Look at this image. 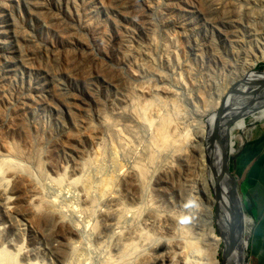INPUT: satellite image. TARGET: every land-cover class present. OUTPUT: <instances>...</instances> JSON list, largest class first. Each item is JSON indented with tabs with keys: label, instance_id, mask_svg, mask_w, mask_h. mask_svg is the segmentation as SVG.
Here are the masks:
<instances>
[{
	"label": "rangeland",
	"instance_id": "374dc122",
	"mask_svg": "<svg viewBox=\"0 0 264 264\" xmlns=\"http://www.w3.org/2000/svg\"><path fill=\"white\" fill-rule=\"evenodd\" d=\"M263 46L264 0H0V150L23 153L12 199L24 205V216L9 217L0 205V249L17 264H201L212 197L198 137L239 75L264 72ZM159 113L173 144L143 165ZM251 122L238 121L229 142L254 219L248 264L262 206L249 209L253 182L239 155L264 138L261 120L240 143ZM86 159L84 193L71 179ZM37 198L53 202V214L25 211Z\"/></svg>",
	"mask_w": 264,
	"mask_h": 264
},
{
	"label": "bare ground",
	"instance_id": "6f19581e",
	"mask_svg": "<svg viewBox=\"0 0 264 264\" xmlns=\"http://www.w3.org/2000/svg\"><path fill=\"white\" fill-rule=\"evenodd\" d=\"M133 1V0H132ZM133 7V6H132ZM132 10V9H131ZM263 50H264V46H263ZM108 76V75H107ZM264 79V73H258V74H252L250 73L249 71H245L243 72L241 75H239L237 77V79L235 80L236 83H234V85L230 88L233 89V87L235 86H239L240 85V81L241 82H244L246 81L247 84L246 85H242L241 87H239L238 89L240 90V94L241 93H245V96L247 94H250L253 92L251 91L252 89L254 88H250L249 86H251V83L253 81H256L257 83H260L262 80ZM238 82V83H237ZM260 87V86H259ZM257 88V86L255 87V89ZM229 90V91H230ZM229 91H227L226 93L228 94ZM224 93L223 94V97L221 99L220 102H218L213 108L212 110L210 111L209 115H208V118L205 120L204 122V126L202 127L203 129L201 130V133L199 135V140H200V144H201V147L202 145L204 146V148L202 150L203 153H202V161L203 162V165L205 166L207 172L209 170V162H212L216 165L217 167V172H219V170L221 169V147L218 143H215L214 144H209L208 142V136H210V133L213 129V125H214V121H215V118H216V113L217 111L220 109L221 105H222V101L224 99V97L227 96V94ZM257 93H259V91H257ZM260 93L264 94V86L262 88H260ZM241 97H239V95H235V96H232V98L230 99V103H229V98L226 100V104H229L231 106L232 103H235V101L239 100ZM241 100V99H240ZM239 100V101H240ZM155 101H158L157 98L153 97L151 101H149L148 103H146L145 105L146 106H153V104L155 103ZM143 111V109H142ZM240 111V108L239 110H236V111H232V114H236ZM137 115V114H136ZM229 116H227L225 118V120L223 122H226L227 118ZM139 119V118H138ZM144 119V117H143ZM145 119H147L145 117ZM140 120V119H139ZM150 122H148V125H150L151 127L154 128V136H153V141L151 144V147L149 149L146 150V156L143 157V161H145V164L143 165H146V162L147 164H151L152 166V163L153 161L155 160L154 158V151H161V152H165L169 147L172 146L173 144V141H172V136H170L169 134V124L171 123L170 121V118L168 116L167 113L165 114H161L159 113L158 116H157V120H151L149 119ZM261 120H264V107L262 109L259 110V112L257 114H255L253 117H252V122L249 123L247 125V127L241 131V134L238 136L239 140H240V143L243 144L244 141H245V137L249 136L251 134V130H252V126L254 127V124L257 122V121H261ZM148 121V120H147ZM225 129H220V132H219V136L220 138L222 139V143H223V137H224V131ZM108 132V131H107ZM230 136H231V133H230ZM248 139V138H247ZM175 141V140H174ZM196 141V140H195ZM194 141V142H195ZM197 143V142H196ZM178 144V143H177ZM182 144V143H181ZM240 145V144H239ZM176 146V144H175ZM35 148V147H34ZM179 148V147H178ZM193 148V147H192ZM198 148V147H197ZM19 148L16 146V145H4L3 149L0 150V205L2 207V210L4 212V214L9 217V216H12L14 214H23L24 216V210L22 209V207L24 205H22V198H21V195L17 196L16 199H12L13 197L12 196H16L18 193L21 194V191L19 192L18 188L14 185V181L13 179L15 180L19 174H20V170L21 169V165L19 163H21V156H23V153H21L19 150ZM37 149V148H36ZM100 151V150H99ZM198 151V150H197ZM200 151V149H199ZM143 152V151H142ZM39 153V152H38ZM230 153L231 154H235L234 151L230 148ZM30 155V154H29ZM156 155V154H155ZM36 156V155H35ZM41 156V155H40ZM157 156V155H156ZM29 157V156H28ZM33 157V155H32ZM31 157V158H32ZM38 157V156H36ZM36 157H33L34 159ZM91 157V156H90ZM86 158V157H85ZM99 158V157H98ZM97 158V159H98ZM145 158V159H144ZM38 160L37 161H34V163H36V167H38L37 169L39 170L40 169V161H39V158H37ZM92 159V158H91ZM94 159V158H93ZM96 159V160H97ZM102 159V158H101ZM140 159V158H139ZM28 160V159H27ZM87 160V159H86ZM94 160V161H96ZM142 160V159H141ZM200 160V159H199ZM20 161V162H19ZM30 161V160H29ZM93 161V162H94ZM92 162V161H91ZM43 163V162H42ZM90 163V161H89ZM88 163V160L81 165L79 166V169L77 167V174H75L76 176L74 177L73 175V179L72 180V184L74 186H76L78 189L82 190L84 193L86 192L84 190V183L87 182L85 180L87 179H83L84 175L81 176V173L85 170V168L87 167V165H89ZM95 163V162H94ZM97 163V162H96ZM138 163V162H137ZM141 163V161H140ZM139 163V166L138 165H134L135 167H133V172L135 175L138 176V178L141 180V183L144 181V177H145V174L147 173V170H146V166H143ZM144 163V162H143ZM154 165V164H153ZM202 165V164H201ZM78 166V165H77ZM93 166V165H92ZM199 166V165H198ZM44 167V166H43ZM42 167V168H43ZM25 168V167H23ZM149 168V167H148ZM62 169L60 171V173H58L56 176H54L55 178L53 179L54 183L58 185L61 184V182L63 181L64 179V176H65V173L67 170H65L64 168H60ZM59 169V170H60ZM26 170V168L24 169ZM28 171V170H26ZM26 171H25V175L26 177H28V182L29 179L31 178V176L29 175L30 171L28 174H26ZM86 171V170H85ZM205 171V170H204ZM211 172V170H209ZM33 172V171H32ZM88 172V171H86ZM167 172V171H166ZM46 173V172H45ZM212 173V172H211ZM210 173V175H211ZM44 174V173H43ZM47 174V173H46ZM207 174V173H206ZM22 176V174L20 175V178H25L24 180H26V177ZM30 178H29V176ZM48 175V174H47ZM70 175V173H69ZM22 176V177H21ZM43 177V176H42ZM100 177V176H99ZM68 178V177H67ZM71 178V177H69ZM101 178V177H100ZM105 178V177H104ZM18 179V178H17ZM47 179V178H46ZM124 179V178H122ZM212 181V178L211 177H208L207 180ZM48 180V179H47ZM50 180V179H49ZM51 180H52V177H51ZM104 180V179H103ZM106 180V179H105ZM112 180V179H111ZM119 180V179H118ZM16 181V180H15ZM44 181H45V178H44ZM120 181V180H119ZM118 181V183H119ZM33 182V181H31ZM30 182V183H31ZM49 182V181H47ZM112 182V181H111ZM116 182V181H115ZM13 183V184H12ZM60 183V184H59ZM64 183V182H63ZM107 183V181H106ZM121 183V182H120ZM32 184V183H31ZM50 184V183H49ZM53 184V183H52ZM54 184V185H55ZM65 184H67L65 182ZM86 184V183H85ZM200 184V183H199ZM63 185V184H62ZM209 186V185H208ZM224 186V190H223V202L226 204V206H229L230 205V199L228 197L227 193L228 192V189L226 184L223 185ZM56 188V187H55ZM60 188V187H59ZM62 188V187H61ZM69 188V187H68ZM66 189V188H65ZM75 190V189H74ZM211 190V189H210ZM209 192V191H208ZM90 192H87V194L84 196L86 197V202L87 205H93L94 204V200L90 197V194H88ZM92 195V194H91ZM212 197V195H211ZM96 201V200H95ZM102 201V199H101ZM118 201V200H117ZM117 201H115L117 203ZM100 202V201H99ZM98 202V203H99ZM53 203V202H52ZM52 203H49L48 201H46L45 199L42 200V198H37V199H32L30 200L27 205H26V210L27 212L35 215V214H39L42 215L41 213H51L53 214V208H52ZM55 203V202H54ZM105 203H108V199L105 200ZM96 204V203H95ZM94 204V205H95ZM100 204V203H99ZM56 206V205H55ZM106 206V205H105ZM57 207V206H56ZM89 207V206H88ZM88 207H85V208H88ZM93 207V206H91ZM95 207V206H94ZM84 208V209H85ZM90 208V207H89ZM107 208V207H106ZM92 209V208H91ZM91 209L89 211H91ZM94 209V208H93ZM57 210V209H56ZM110 210V209H109ZM20 212V213H18ZM87 212V211H86ZM92 213V211H91ZM103 213L105 215H107L109 213V211H107V209L103 210ZM224 215H226V221L221 219V217L219 216L218 219H217V216L215 214V200L213 199V197L211 198V211H210V223H209V227H210V230H209V234H206L208 235V242H207V248L206 250L203 252L202 254V259H203V262H201V264H221V258H219L220 256V251L221 249L223 250V247H224V237L226 236H229V221H231V217H230V214L227 212V210L224 209ZM21 214V215H22ZM110 214V213H109ZM46 216V215H45ZM50 217V216H49ZM31 226H33L32 222H28ZM253 223V220L249 217H247L245 214L243 215V217L241 218V229H238L236 230V245H235V249H234V252L229 256V258L227 259V264H248L246 262V252H247V248H248V241H246V239L244 238L245 237V232L249 231V226ZM208 227V228H209ZM1 230H2V223L0 221V233H1ZM253 231V230H252ZM241 233V234H240ZM252 233V232H251ZM1 235V234H0ZM35 243V242H34ZM17 245V244H16ZM71 245V244H70ZM19 246V245H18ZM5 247V246H4ZM17 247V246H16ZM22 247V246H20ZM66 247V246H65ZM68 247V246H67ZM125 247V246H124ZM222 247V248H221ZM15 248V247H14ZM70 248V247H69ZM24 249V248H23ZM0 264H17V259L15 258V256H12L6 252L5 250L7 249H0ZM9 250V249H8ZM17 251V249H15ZM20 251V249H18ZM22 250V248H21ZM21 254L23 255L24 251H20ZM20 252L18 253L20 255ZM67 252V251H66ZM73 252V251H72ZM71 252V253H72ZM125 252V251H124ZM14 253V252H13ZM222 254V252H221ZM65 255V254H64ZM69 256H71L69 254ZM66 258V257H65ZM68 259V258H67ZM73 259V258H72ZM69 260V259H68ZM117 262V261H116ZM30 263V262H29ZM28 263V264H29ZM108 263V262H106ZM21 264V263H20ZM27 264V263H26ZM64 264H69L67 262V260L65 261Z\"/></svg>",
	"mask_w": 264,
	"mask_h": 264
},
{
	"label": "water",
	"instance_id": "95a60500",
	"mask_svg": "<svg viewBox=\"0 0 264 264\" xmlns=\"http://www.w3.org/2000/svg\"><path fill=\"white\" fill-rule=\"evenodd\" d=\"M246 84L247 82L244 81L240 83L239 86L233 87V89L229 91L227 96L224 97L222 105L216 113L213 129L210 133V136H208V142L210 145L214 144V142L220 145L222 155L221 169L219 170V172H217V167L212 162H209V170H211L212 173L208 170V177L212 178V181H210L209 179L208 182L211 189V195L215 200V214L217 216V219L220 216L221 219L226 221V215H224L225 209L231 217V221H229V236L224 237V247L221 254V264H227V259L234 252L236 245V230L238 229V227L239 229H241V218L244 215L241 197L230 167L231 160L233 159V154L230 153L229 148V142L231 140L230 132L233 126L238 121L253 117L259 112L260 109L264 107V94L260 93V88L264 86V79L260 83L253 81L251 83V86H249L250 88H254L251 90L253 92L251 93V95L247 94L245 96V93L240 94V90L238 88ZM256 86L257 88L255 89ZM257 91H259V93H257ZM235 95H239V97H241V100L239 99L240 101L237 100L235 101V103H232L233 106L226 104V100L229 98L228 100L230 103V99ZM239 108L240 111L238 113L232 114V111L239 110ZM227 116L229 117L227 118L226 122H223ZM220 129H225L223 143L222 139L219 136ZM243 149H245L244 146ZM243 149L241 151H244ZM240 152H238V154H240ZM225 184L227 186L226 189H228V192L225 194H227L230 199L229 206H226V204L223 202V185Z\"/></svg>",
	"mask_w": 264,
	"mask_h": 264
},
{
	"label": "crops",
	"instance_id": "0c3cea01",
	"mask_svg": "<svg viewBox=\"0 0 264 264\" xmlns=\"http://www.w3.org/2000/svg\"><path fill=\"white\" fill-rule=\"evenodd\" d=\"M239 157L242 162L247 159L246 166L249 165L248 171L249 174L251 173L250 177L253 182L251 194L247 192L252 198L251 205L248 204L249 209L250 206L253 208L255 204L258 208L259 203L262 206L261 218L252 239L251 264H264V138L250 143Z\"/></svg>",
	"mask_w": 264,
	"mask_h": 264
},
{
	"label": "trees",
	"instance_id": "16d2710c",
	"mask_svg": "<svg viewBox=\"0 0 264 264\" xmlns=\"http://www.w3.org/2000/svg\"><path fill=\"white\" fill-rule=\"evenodd\" d=\"M246 155H247V153H246ZM246 161H247V159H244V161L241 163L240 170H242V168H244L246 166V164H247V163H245Z\"/></svg>",
	"mask_w": 264,
	"mask_h": 264
}]
</instances>
